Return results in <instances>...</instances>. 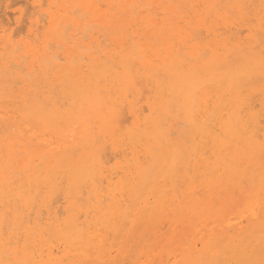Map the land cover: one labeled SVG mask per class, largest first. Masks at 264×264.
<instances>
[{"label": "bare ground", "instance_id": "1", "mask_svg": "<svg viewBox=\"0 0 264 264\" xmlns=\"http://www.w3.org/2000/svg\"><path fill=\"white\" fill-rule=\"evenodd\" d=\"M24 1L0 264H264V0Z\"/></svg>", "mask_w": 264, "mask_h": 264}, {"label": "rangeland", "instance_id": "2", "mask_svg": "<svg viewBox=\"0 0 264 264\" xmlns=\"http://www.w3.org/2000/svg\"><path fill=\"white\" fill-rule=\"evenodd\" d=\"M14 1H17V2H15L16 5H14L15 3H11V4H12V6H11L12 8L10 7V8L8 9V11H4V9L1 8V9H0V10H1V11H0V14H1V12H2L1 15H3V14L6 13V12H7V13H10V15H11L12 17H11L9 14H8L9 17L6 16L7 14L4 15V17H6V18H8V19L10 18L9 20H10V23H11V28L14 29V27H16L17 30L14 29V31L16 30L17 32H20V30H21V29L19 30L20 27L14 25L12 22H13V19H14V18L18 17L19 10H20L21 12H22V11H26L25 9L28 8V7H27L28 5L26 6L24 0H23V3H21L20 0H19V3H18V0H14ZM14 1L11 0L10 2H14ZM17 3H18V5H17ZM0 4H1V2H0ZM21 4H22V5L25 4V5H23V6H25V7H23V8H25L24 10H23ZM13 6H14V7H13ZM20 6H21V8H20ZM15 8H16V9H15ZM28 9H29V11H27V12L29 13V12H30V8H28ZM10 10H11V12H10ZM13 12H14V13H13ZM16 12H17V15H16ZM27 12H26V13H27ZM26 13H23V15L26 16V15H27ZM14 14H15V15H14ZM25 14H26V15H25ZM29 14H30V13H29ZM29 14H28V15H29ZM0 17H3V16H0ZM4 17H3V18H4ZM6 18H4V19H6ZM0 19H2V18H0ZM2 20H3V19H2ZM7 27H8V26H7ZM16 31L14 32V34L16 33ZM21 32H22V31H21ZM21 32H20V33H21ZM21 34H23V36H24L25 31H23ZM21 37H22V36H20V35L17 36V34H15V37H14V38H15V39H18V38H21Z\"/></svg>", "mask_w": 264, "mask_h": 264}]
</instances>
